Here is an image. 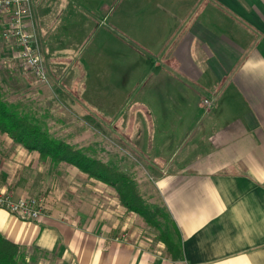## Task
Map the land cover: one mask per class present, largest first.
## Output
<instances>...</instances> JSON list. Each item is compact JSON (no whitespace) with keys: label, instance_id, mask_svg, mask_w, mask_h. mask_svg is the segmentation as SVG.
Here are the masks:
<instances>
[{"label":"crops","instance_id":"obj_1","mask_svg":"<svg viewBox=\"0 0 264 264\" xmlns=\"http://www.w3.org/2000/svg\"><path fill=\"white\" fill-rule=\"evenodd\" d=\"M31 8L42 58L45 39L88 105L114 107V121L130 123V136L117 137L152 155L147 183L182 258L147 236L115 189L1 133L0 189L34 194L44 215L26 221L0 209V234L58 264H264V0H31ZM11 52L0 36V57Z\"/></svg>","mask_w":264,"mask_h":264},{"label":"rangeland","instance_id":"obj_2","mask_svg":"<svg viewBox=\"0 0 264 264\" xmlns=\"http://www.w3.org/2000/svg\"><path fill=\"white\" fill-rule=\"evenodd\" d=\"M50 26L49 19L46 28L50 30ZM35 38L39 41L36 34ZM43 40H40V42L42 41L43 61L48 70L47 83L39 81L32 71L17 57L16 52L13 55V49H11L13 53H10L11 56L9 58L0 57V68L3 70L0 77L3 78L5 83L2 87L6 88V99L13 103L33 105V108H35L33 110L39 116H48L50 131L57 138L76 145L83 150H89L88 153L91 155L92 152L96 153L104 163H116L123 173L133 177L137 184L140 182L137 189L144 200L150 203L149 205L151 206L161 208L158 204H154L157 194L156 188L147 183V179L154 177L151 174L152 172L149 173L150 170L148 169L152 165L150 164L153 160L151 159L152 155L136 153L139 146H131L128 143L130 138H127L125 143L123 139L117 137L118 133L123 136L131 129L130 123L115 122L112 116L115 114L114 107L108 106L107 114H101L97 110L98 106H92L91 103L88 105L87 100L84 99L86 96L83 94V90L79 88L74 90L72 88V85L79 78L68 72L69 66L66 63H62L61 61L63 60L59 59V62L58 59H53V53L47 41ZM68 42V40H65L64 45L69 44ZM59 55H62V53ZM7 61L11 64L8 69L5 66H8ZM94 102H97V100ZM126 134L130 136V133ZM158 173L163 172L159 170ZM139 180H142V182ZM107 189L113 188L108 187ZM27 197L35 198V195L32 194ZM158 220L162 227L167 225L168 229L170 228L174 242L178 245L179 239L176 228L172 224H168L161 216H158ZM145 224L150 229L148 233L154 235L153 237L150 236L151 234L147 236L150 239L153 238V241L157 244L160 242L164 243L161 240V232L151 228L146 222ZM167 247L166 255L172 260L177 259L178 254H172ZM22 254L25 258V264H58L54 257L35 250L23 248Z\"/></svg>","mask_w":264,"mask_h":264},{"label":"trees","instance_id":"obj_3","mask_svg":"<svg viewBox=\"0 0 264 264\" xmlns=\"http://www.w3.org/2000/svg\"><path fill=\"white\" fill-rule=\"evenodd\" d=\"M33 105L13 103L6 99L0 85V133L9 136L16 144L30 152L40 154L42 161H49L54 167L67 164L76 167L91 178L101 181L116 190L123 206L140 215L151 228L161 232V240L172 254L182 258V250L176 245L167 225L160 224L161 216L174 226L168 213L162 208L151 206L138 192V184L131 176L122 172L114 162L104 163L99 156L89 150L78 148L57 138L50 131L48 116H39ZM175 228V226H174ZM176 230V229H175ZM177 231V230H176ZM22 248L0 234V264H25Z\"/></svg>","mask_w":264,"mask_h":264},{"label":"built area","instance_id":"obj_4","mask_svg":"<svg viewBox=\"0 0 264 264\" xmlns=\"http://www.w3.org/2000/svg\"><path fill=\"white\" fill-rule=\"evenodd\" d=\"M32 19L31 0H0V36L17 49L18 58L41 82L47 83L45 67L36 38L29 31ZM0 209L26 221L39 220L44 215V206L38 198L19 197L0 189Z\"/></svg>","mask_w":264,"mask_h":264}]
</instances>
